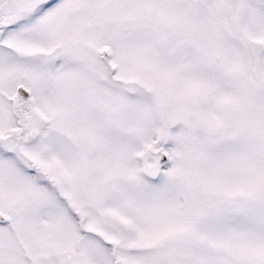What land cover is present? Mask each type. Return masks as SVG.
I'll return each instance as SVG.
<instances>
[{"label":"snow or ice","instance_id":"6c2138e0","mask_svg":"<svg viewBox=\"0 0 264 264\" xmlns=\"http://www.w3.org/2000/svg\"><path fill=\"white\" fill-rule=\"evenodd\" d=\"M0 264H264V0H0Z\"/></svg>","mask_w":264,"mask_h":264}]
</instances>
